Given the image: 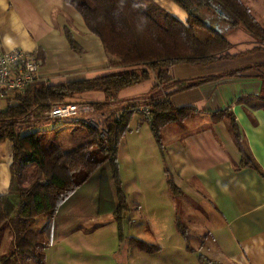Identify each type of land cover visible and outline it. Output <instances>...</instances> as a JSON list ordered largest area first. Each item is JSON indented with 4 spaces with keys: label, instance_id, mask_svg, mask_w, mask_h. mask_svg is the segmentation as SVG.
Wrapping results in <instances>:
<instances>
[{
    "label": "crops",
    "instance_id": "obj_1",
    "mask_svg": "<svg viewBox=\"0 0 264 264\" xmlns=\"http://www.w3.org/2000/svg\"><path fill=\"white\" fill-rule=\"evenodd\" d=\"M242 2L264 26V0ZM179 15L181 21L188 20L187 12L180 11ZM88 30L82 16L64 0H0V48L6 51L21 49L33 54L42 62L40 72L50 79L49 85L115 72L108 67L100 39ZM67 31L81 52L69 45ZM226 39L232 45L227 58L205 66L179 64L171 68L169 75L173 82L197 81L239 71L237 75L178 91L176 85L156 89L157 76L151 72L148 80L122 90L116 98L102 92L77 97L87 104L110 102L106 109L110 114L138 106L130 130L120 143L118 160L125 180L122 159L124 155L128 157L132 168L131 183L137 194H144L148 199L152 214L148 211L146 224L165 228L164 225L176 221L178 217L173 209L178 200L185 224L191 223L195 229H209L200 246L207 252L202 255L203 259L210 264H264V180L254 169H236L242 156L233 142L229 125L212 118L226 110L234 114L242 130L243 142L264 172V109L251 107V103H262L258 97L264 88V50L242 29ZM260 65L262 67L258 68ZM167 98L175 108H193L197 113L184 123L170 124L161 131L162 152L140 108L153 100ZM246 100L252 102L245 103ZM8 107L9 98L0 95V112ZM12 150L9 141L0 144V197L8 194L10 187ZM109 172L107 167L105 173L116 196ZM101 175V172L95 173L55 214L52 245L46 253L47 264H92L88 252L94 247L90 241L97 240L98 232L106 228L118 233L113 216L99 220ZM169 177L180 190L179 199L168 187ZM141 201L140 197L135 202L128 200V212L139 214ZM95 223V232H91ZM140 235L138 231L137 236ZM170 236L182 237L179 232ZM11 243L13 247V240Z\"/></svg>",
    "mask_w": 264,
    "mask_h": 264
},
{
    "label": "trees",
    "instance_id": "obj_2",
    "mask_svg": "<svg viewBox=\"0 0 264 264\" xmlns=\"http://www.w3.org/2000/svg\"><path fill=\"white\" fill-rule=\"evenodd\" d=\"M182 1L171 0L187 12L189 18L186 22L170 15L157 3H146L145 0H64L82 16L88 31L100 39L108 59V67L115 72L58 85H35L21 95L8 97V109L0 112V144L6 141L12 144L13 161L10 166L8 194L0 197V247L6 230L12 232L14 241L12 249L0 257V264H47L46 253L52 245L55 214L66 200L98 172H101L102 178L97 213L100 217L113 216L120 238L122 237V224L129 205L122 186L118 152L122 139L130 130L131 119L138 112V106L125 110L118 121L114 118L107 121L109 133L106 140L88 123H72L77 124L71 136L78 146L69 151L63 150L59 130L40 128L49 121H56L45 117L53 106L82 103L77 96L89 92H102L116 98L122 90L148 80L151 72L157 76L156 89H168L176 85L178 91L190 90L239 73L229 72L197 81L171 80L169 73L173 66L212 64L227 58L228 51L232 48L222 33L212 29L209 38L199 40L196 29L206 24L201 20L197 9H194L198 12L195 14ZM207 1L219 4L224 13L231 16V22L228 23L231 29L241 26L264 50V26L259 24L242 0ZM161 14L164 16L163 20L158 19ZM223 21L222 19L220 23ZM67 38L69 45L81 52L68 31ZM262 90L258 97L262 103H251L248 100L245 103L250 102L252 108L264 109V88ZM89 105L97 113H102L110 106V102ZM147 107L151 113V133L162 152L164 147L161 131L170 124L184 123L197 113L193 108H175L168 98L153 100ZM233 115L226 110L212 118L215 122L226 121L229 125L233 142L242 156L240 166L236 169H254L264 180V172L243 142L242 130ZM67 123L71 121L60 124ZM31 129L34 131L31 132ZM107 167L116 196L112 193L110 180L105 173ZM28 172H31L29 178L26 177ZM167 184L173 195L180 194L171 177ZM40 220H44L42 227H38ZM176 223L188 245L186 249L195 252L189 245V236L180 223ZM130 245L147 253L157 252L159 248L135 238L130 240ZM199 258V261L203 260L202 255Z\"/></svg>",
    "mask_w": 264,
    "mask_h": 264
},
{
    "label": "rangeland",
    "instance_id": "obj_3",
    "mask_svg": "<svg viewBox=\"0 0 264 264\" xmlns=\"http://www.w3.org/2000/svg\"><path fill=\"white\" fill-rule=\"evenodd\" d=\"M146 3L154 2L161 6L167 13L175 16L176 18L181 20V15L179 12H184L185 10L181 8L179 5L174 4L173 2H165V0H145ZM185 4L188 5L189 9L193 11L195 14L198 13L201 20L206 24L204 27H200L196 29L197 36L199 40L204 41L206 38L211 36V31L216 30L222 33L225 37L230 36V34L237 31V29L244 30L241 26L236 29H231L228 26L229 21L231 22V16L224 13L223 8L219 4L209 3L207 0H183ZM194 9H197L198 12ZM186 12V11H185ZM163 15H158V19L163 20ZM189 18V15H188ZM224 20L222 23L220 21ZM219 22V23H218ZM245 31V30H244ZM251 36V35H250ZM252 38V36H251ZM87 104V103H83ZM118 112H114L113 114L108 113L107 110L102 113H97L96 111L90 113L82 119L71 121V123L60 124L57 121H49L45 123L44 126L40 127L41 129L48 131L59 130L61 135L60 143L63 145V150L69 151L78 146V143L72 138V131L75 129L77 124H72L78 121H84L88 123V117L94 118L96 121L100 120L104 123V120L108 118V120L114 118V115ZM107 120V121H108ZM70 122V121H68ZM89 124V123H88ZM90 125V124H89ZM93 128V127H92ZM95 129V128H94ZM34 129H31L33 132ZM99 131V130H98ZM128 157L124 155V159H122V165L124 168V173L126 174V179H122L123 186H125V190L128 195H126V199L130 200V202H135L137 197L142 198L141 201V209L138 211L139 214L134 213L133 215L130 212L126 211L124 220H123V228H122V237L120 238V233L112 232L110 229L106 228L104 231L98 232L96 237L97 240H91L90 244L94 248L88 252V257L91 259L92 264H210L207 259H203L199 261L200 255H206L207 252L200 248L203 241L206 240L208 234V228L201 227L195 229L191 223L184 222L185 217L182 216L181 204H179L178 200H176V208H174V212H176V216L178 219L176 221H171L169 225H164L165 228H153V226L148 225L149 212V202L144 194H137L136 187H134L131 183L132 173L131 163L127 159ZM127 159V160H126ZM31 175V172H28L26 177ZM29 178V177H28ZM102 178V175H101ZM126 184V185H124ZM128 186V188H126ZM124 189V187H123ZM88 191V190H87ZM125 192V191H124ZM126 194V193H125ZM90 192L87 197L90 200ZM175 196V195H174ZM180 195H177L179 199ZM176 197V196H175ZM148 208V209H147ZM152 214V211H150ZM142 215V216H141ZM174 216V213L172 214ZM107 218V217H104ZM100 217L99 220H101ZM173 222V223H172ZM180 223L181 227L189 236V245L191 248L195 249L196 252H191L186 247L188 246L185 239L180 237L179 239L176 237H171V234L176 235L178 231L177 223ZM184 222V223H183ZM44 225V220H40L38 227H42ZM96 223L92 225L91 232H95ZM138 231H141V235H138ZM139 239L149 243L150 245L158 246V251L154 253L142 252L130 245L131 239ZM12 240L14 241V236L10 230H6L2 235L1 247H0V257L3 254H6L10 248H12ZM210 240V239H209ZM130 262V263H129Z\"/></svg>",
    "mask_w": 264,
    "mask_h": 264
},
{
    "label": "built area",
    "instance_id": "obj_4",
    "mask_svg": "<svg viewBox=\"0 0 264 264\" xmlns=\"http://www.w3.org/2000/svg\"><path fill=\"white\" fill-rule=\"evenodd\" d=\"M33 54L27 53L21 49L6 51L0 48V91L1 96L9 97L15 94H22L28 88L35 85H49L50 79L41 74L42 62L35 59ZM95 109L89 104L83 103H65L53 106L49 112L45 114L47 120H56L68 122L82 119ZM140 111L147 123L151 124L150 108L141 106ZM124 111L114 115L115 120H120ZM91 127L99 130L101 138L106 140L108 137L107 120L104 123L94 118H87ZM34 120V118H32Z\"/></svg>",
    "mask_w": 264,
    "mask_h": 264
}]
</instances>
